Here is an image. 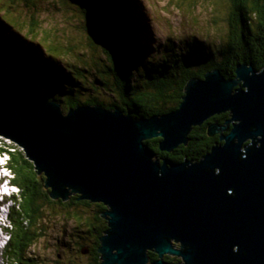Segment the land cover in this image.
Wrapping results in <instances>:
<instances>
[{"label":"water","instance_id":"95a60500","mask_svg":"<svg viewBox=\"0 0 264 264\" xmlns=\"http://www.w3.org/2000/svg\"><path fill=\"white\" fill-rule=\"evenodd\" d=\"M25 91L0 75V137L24 150L51 200L77 195L108 208L101 264H264V70L208 72L176 110L143 119L102 106L65 113ZM225 113L231 129L208 128L220 144L199 162L157 161L145 145L161 139L159 151L171 154Z\"/></svg>","mask_w":264,"mask_h":264},{"label":"trees","instance_id":"16d2710c","mask_svg":"<svg viewBox=\"0 0 264 264\" xmlns=\"http://www.w3.org/2000/svg\"><path fill=\"white\" fill-rule=\"evenodd\" d=\"M0 1L16 4V0ZM70 1L80 10L85 22L84 30L92 42V47L94 46L95 52L92 54L99 59L98 62L91 60L95 66L94 70L98 73L95 81L104 92L109 91L117 96L113 97L114 103L104 105L93 98L85 102L76 101L81 91L86 90L82 87L86 80L82 66L71 64L61 67L54 54L57 53V48H52L53 51H48L49 54L44 56L39 44L11 37L8 33L12 32L13 27L0 16V75L28 91L31 95L29 97L61 103L65 106V113L78 105H91L102 106L107 110L119 109L130 113L135 119L162 116L179 107L191 80L203 79L208 72L217 70L225 79H233L237 66L241 64L253 66L257 72L264 70V0H226L230 11V30L217 54L219 58L212 52L205 54L202 50H193L198 52L196 56H187L186 52L178 56L179 53L171 51V59H174L172 64L167 63L166 55L160 61L148 56L149 46L146 42L138 41L140 35L137 27L132 30L133 33L136 32V36L128 26L126 31L122 28L126 24L122 25L121 22L132 18L127 15L133 13L130 8L133 9L137 5L135 0ZM3 6L0 4V13L6 14ZM138 25L144 28L146 24L143 26L139 21ZM97 37L103 42L102 45L100 42L99 45H94ZM13 38L16 40H12ZM217 58L219 61H216ZM142 70L145 71L144 76L140 74ZM145 76L146 81L142 83ZM230 119V113H225L206 121L200 127H195L188 136V143L179 146L171 154L159 151L161 139H152L145 142V145L152 150L157 161L166 160L173 164L196 163L201 161L214 145L220 144V135L209 136L208 128L216 124L227 127L229 132L231 125L227 126V123ZM0 151L4 152L3 149ZM8 155V167L12 174H9L7 180L20 188L21 202L18 205V199H14V207L9 216L12 228L5 230V233L9 234V241L3 251V259L9 264L37 262L32 257L28 258L27 253L42 236L40 232H32L31 229L39 223L46 207L66 213L72 211L73 207H87L89 220L82 223L87 227L88 236L93 238L94 246L91 248L95 253V264H101L98 254L99 239L107 230V224L101 218L104 208L96 211L92 203L80 202L77 196H72L65 203L51 200L49 190L45 188L46 179L44 175L38 174L34 164L21 153ZM76 213V220H73L78 222V226H82L80 222L84 210L82 215L78 211ZM149 256L151 261L156 258L153 254ZM165 259L170 263L179 262L171 257Z\"/></svg>","mask_w":264,"mask_h":264},{"label":"rangeland","instance_id":"374dc122","mask_svg":"<svg viewBox=\"0 0 264 264\" xmlns=\"http://www.w3.org/2000/svg\"><path fill=\"white\" fill-rule=\"evenodd\" d=\"M135 1L137 5L130 9L136 15L128 14V18H132L127 22L122 21V25L126 24L122 28L126 31L128 26L132 32L137 27L140 35L138 41L148 44V56L157 61L162 60L166 55L167 63L172 64L174 59H171V51L175 54L179 53L178 56L182 52H186L187 56L191 54L196 56L198 52L194 51L202 50L205 54L212 52L217 56L230 30L228 24L230 11L226 0ZM0 4L4 5L7 11L6 14L1 12L0 16L13 27L11 34L8 33L11 37L39 44L44 56L49 54L48 51H53L52 48H57L58 51L54 54L61 67L71 64L82 66L86 75L82 87L86 90L81 91L76 101L85 102L93 98L104 105L109 102L114 103L113 97L117 98V96L109 91L104 92L95 81L98 73L94 70L92 61L94 59L98 62L99 59L92 54L94 46L92 47V42L84 30L83 16L75 4L70 0H16L14 5H11L10 1H0ZM139 21L143 26L146 24L144 28L139 27ZM133 35L136 36V32ZM15 38L12 40H16ZM97 39L94 45H99L98 42L102 45L101 39L99 37ZM169 47L174 49L169 50ZM97 53L99 56L100 51ZM218 58L216 61H219ZM144 73L145 71L142 70L141 76H144ZM145 81L146 76L142 83ZM10 83L21 88L17 84ZM44 93L45 90L42 94ZM25 94L30 99H36L29 97L31 95L28 91H25ZM61 108L63 110L65 106L61 105ZM0 149L4 150V152L0 151V167L6 166L5 158L9 156L8 154L21 153L26 157L21 147L2 137H0ZM8 175L6 170L0 174V192L10 183L9 180H5ZM12 192L14 198L10 196L8 207L4 210L5 219L8 218L9 210L14 205V199L19 198L16 188ZM75 210L80 214L84 210L80 224L89 220L87 207H73L72 211L67 213L63 210L61 212L49 207L45 208L39 223L31 229L32 232L42 234L27 253L28 258L32 257L37 261L35 264H89L90 259L84 256L82 251L90 246V236L86 233L87 227L85 228L83 223L82 226H78V222L73 220L77 217ZM2 234L3 231L0 229V238ZM4 246L5 242L0 243V256ZM1 262L9 264L5 260H0Z\"/></svg>","mask_w":264,"mask_h":264},{"label":"clouds","instance_id":"9594fccd","mask_svg":"<svg viewBox=\"0 0 264 264\" xmlns=\"http://www.w3.org/2000/svg\"><path fill=\"white\" fill-rule=\"evenodd\" d=\"M8 160L10 161V157L9 156H6L5 163H6L7 167H0V174H1V172H5L6 168L8 170V173L9 174H12V171L8 167V163H9ZM14 188L17 189V193H18L17 196L19 197L18 198V205H19L20 202H21V198H20L21 190H20L19 187H16V186L12 185L11 182L8 184L7 188H5L3 191H1L4 195H0V210H1L0 211V215H1V219H0V229L3 231L2 237L0 238V243H4L5 242L4 249L7 246V243L9 241V234L8 233H5V230L7 228H9L11 230V228H12V226L10 224L9 216H10L11 209L14 207V205L12 206V208H10V210H9V216H8L7 219L4 218V210L8 207V204L10 202V196H13L14 195V193L12 192V190ZM13 198H14V196H13ZM14 202H15V200H14ZM0 251H1V249H0ZM2 254H3V252H2ZM2 254L0 256V260H3L4 261ZM0 264H6V263L5 262H1Z\"/></svg>","mask_w":264,"mask_h":264},{"label":"flooded vegetation","instance_id":"af4514ba","mask_svg":"<svg viewBox=\"0 0 264 264\" xmlns=\"http://www.w3.org/2000/svg\"><path fill=\"white\" fill-rule=\"evenodd\" d=\"M77 196V195H76ZM78 197V196H77ZM80 202H83V201H81V200H79ZM91 203V202H90ZM92 205L95 207V210L96 211H99V210H101L102 208H104V212H106L107 210H108V208L106 207V206H104L103 204H101V203H97V204H93L92 203ZM104 212H102L101 213V215L104 213ZM102 218V217H101ZM103 219V221L107 224V221L104 219V218H102ZM86 239L88 238V237H85ZM90 246H88V247H86L85 249L87 250V254H83L84 256H86L88 259H90V261H89V264H95V253L92 251V248L91 247H93L94 245L92 244L93 243V238H90ZM176 247L177 248H181L179 245H176ZM84 249V250H85ZM83 250V251H84ZM82 251V252H83ZM149 255L150 254H153V255H155V253L154 252H149L148 253ZM150 257V256H149ZM155 260H157V256L155 255ZM167 257V256H166ZM165 257V258H166ZM172 258V257H171ZM59 259H60V257H59ZM175 260H178V261H180L179 259H175ZM165 261L166 262H168V263H170L169 261H167L166 259H165ZM174 263H176V262H174ZM67 264V263H66Z\"/></svg>","mask_w":264,"mask_h":264},{"label":"bare ground","instance_id":"6f19581e","mask_svg":"<svg viewBox=\"0 0 264 264\" xmlns=\"http://www.w3.org/2000/svg\"><path fill=\"white\" fill-rule=\"evenodd\" d=\"M128 1V0H127ZM132 3V2H131ZM134 5V4H133ZM189 140V139H188ZM7 171V170H6ZM8 172V171H7ZM9 174V173H8ZM6 175V174H5ZM9 176V175H8ZM5 178H7L6 176H5ZM4 179V178H3ZM2 180V179H1ZM6 181H8L7 179H5ZM1 186H3V185H1ZM1 188V187H0ZM82 201H87V200H82ZM89 202V201H88ZM178 244V243H177ZM179 246H180V244H179ZM235 250H237V248H235Z\"/></svg>","mask_w":264,"mask_h":264}]
</instances>
